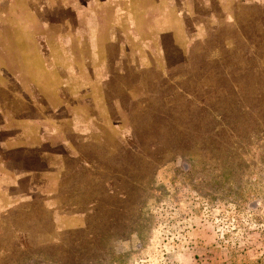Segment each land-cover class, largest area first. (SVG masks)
Masks as SVG:
<instances>
[{
    "label": "rangeland",
    "instance_id": "374dc122",
    "mask_svg": "<svg viewBox=\"0 0 264 264\" xmlns=\"http://www.w3.org/2000/svg\"><path fill=\"white\" fill-rule=\"evenodd\" d=\"M258 10L0 0V264H264V96L183 66Z\"/></svg>",
    "mask_w": 264,
    "mask_h": 264
},
{
    "label": "trees",
    "instance_id": "16d2710c",
    "mask_svg": "<svg viewBox=\"0 0 264 264\" xmlns=\"http://www.w3.org/2000/svg\"><path fill=\"white\" fill-rule=\"evenodd\" d=\"M216 28V27H215ZM213 29L209 34V39L204 48L207 49L204 55L200 53L195 54L193 45L188 48L186 59L194 62V64L186 63L183 66L196 65L201 60L206 63L205 68L209 67L208 72L200 73L205 75V78L210 79L213 83V88L211 89L213 93H217L218 89L227 90L216 82H221L222 86H231L232 84H243L247 85V92L250 89L255 92V94L262 98L264 96V72L259 69L260 58L264 56V11L258 10L257 14L247 17L237 23V26H219L217 29ZM213 37V40H212ZM235 44V48L232 51L227 44L228 41ZM211 46V47H210ZM251 48H254L256 54L250 53ZM226 49L228 52L220 56V52ZM220 58V60H219ZM184 62V61H183ZM213 67V69H210ZM220 67H222L220 69ZM189 68V69H190ZM199 68H203L199 67ZM211 88V87H210ZM231 90V89H230ZM248 96L247 94L245 104L242 107H248ZM97 239H92L90 243L96 240H101L104 236H96ZM80 246L86 244L83 241H78ZM82 244V245H81Z\"/></svg>",
    "mask_w": 264,
    "mask_h": 264
}]
</instances>
